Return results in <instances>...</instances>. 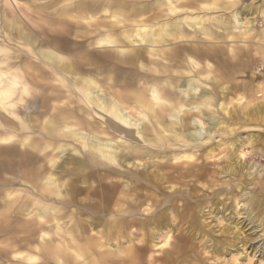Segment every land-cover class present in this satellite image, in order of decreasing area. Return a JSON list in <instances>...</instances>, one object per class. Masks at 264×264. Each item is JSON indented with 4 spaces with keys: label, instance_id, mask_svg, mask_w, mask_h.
<instances>
[{
    "label": "clouds",
    "instance_id": "obj_1",
    "mask_svg": "<svg viewBox=\"0 0 264 264\" xmlns=\"http://www.w3.org/2000/svg\"><path fill=\"white\" fill-rule=\"evenodd\" d=\"M0 264H264V0H0Z\"/></svg>",
    "mask_w": 264,
    "mask_h": 264
}]
</instances>
